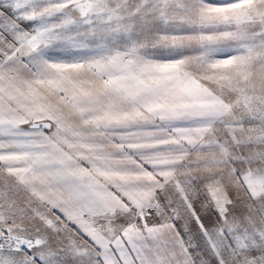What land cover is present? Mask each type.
Here are the masks:
<instances>
[{
  "label": "snow or ice",
  "instance_id": "obj_1",
  "mask_svg": "<svg viewBox=\"0 0 264 264\" xmlns=\"http://www.w3.org/2000/svg\"><path fill=\"white\" fill-rule=\"evenodd\" d=\"M0 264H264V0H0Z\"/></svg>",
  "mask_w": 264,
  "mask_h": 264
}]
</instances>
